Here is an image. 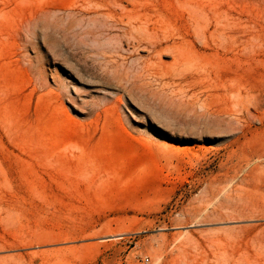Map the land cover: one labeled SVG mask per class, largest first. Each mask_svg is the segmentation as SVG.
<instances>
[{
  "label": "rangeland",
  "instance_id": "rangeland-1",
  "mask_svg": "<svg viewBox=\"0 0 264 264\" xmlns=\"http://www.w3.org/2000/svg\"><path fill=\"white\" fill-rule=\"evenodd\" d=\"M78 1L0 0V264H264V0H221L249 47L194 62L261 99L219 96L241 124L119 80L138 59H105Z\"/></svg>",
  "mask_w": 264,
  "mask_h": 264
},
{
  "label": "bare ground",
  "instance_id": "bare-ground-1",
  "mask_svg": "<svg viewBox=\"0 0 264 264\" xmlns=\"http://www.w3.org/2000/svg\"><path fill=\"white\" fill-rule=\"evenodd\" d=\"M175 1L177 12L181 14L180 23H171L167 9L157 0H79L61 11L67 16L90 21L95 27L93 35H113L108 39V49L103 54L111 64L118 63L113 54L138 59V75L127 72L119 80L130 82L131 78H143L149 85L169 91L172 100L200 109L201 115H228L241 124L242 119L236 116L240 110L237 105L253 100L261 104V99L252 97L248 87L242 94L232 90L226 82L219 81V76V79H211L206 67L194 62L198 56L213 50L211 43L217 39L241 42L248 49L252 31L248 16L241 17L225 7L221 0ZM50 12V8L44 10V14ZM97 22L101 23L99 27ZM142 52L146 53V59L140 61ZM168 56L171 61L165 62L164 57ZM219 96L235 98L231 102L237 106L236 112L235 108L220 109ZM225 180L223 178L221 182Z\"/></svg>",
  "mask_w": 264,
  "mask_h": 264
}]
</instances>
